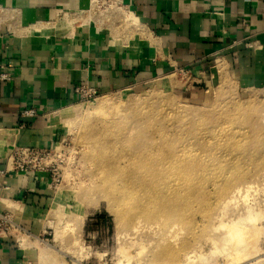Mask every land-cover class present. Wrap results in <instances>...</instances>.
I'll return each instance as SVG.
<instances>
[{"label": "rangeland", "instance_id": "rangeland-1", "mask_svg": "<svg viewBox=\"0 0 264 264\" xmlns=\"http://www.w3.org/2000/svg\"><path fill=\"white\" fill-rule=\"evenodd\" d=\"M125 10L110 16L115 36H147ZM194 77L167 72L53 115L59 137L42 162L54 196L43 235L23 243L36 247L37 264H214L231 248L200 242L194 230L216 236L219 216L253 212L263 228L264 86H240L224 73L207 84ZM104 156L122 167L112 178L97 172ZM132 165L140 176L129 177Z\"/></svg>", "mask_w": 264, "mask_h": 264}, {"label": "crops", "instance_id": "crops-1", "mask_svg": "<svg viewBox=\"0 0 264 264\" xmlns=\"http://www.w3.org/2000/svg\"><path fill=\"white\" fill-rule=\"evenodd\" d=\"M125 3L126 21L147 36L117 38L110 16L88 12L89 0H0V208L19 206L30 238L45 231L53 178L8 161L15 147H54L53 115L80 99L76 85L144 87L184 70L195 83L224 73L240 86H264V0ZM37 262L36 247L0 241V264Z\"/></svg>", "mask_w": 264, "mask_h": 264}, {"label": "bare ground", "instance_id": "bare-ground-1", "mask_svg": "<svg viewBox=\"0 0 264 264\" xmlns=\"http://www.w3.org/2000/svg\"><path fill=\"white\" fill-rule=\"evenodd\" d=\"M129 11L130 10H125V12H129ZM110 101L111 100L106 99V100H103L102 103L109 105ZM136 157H138V156H136ZM101 159L102 160L100 161L101 163L98 165L97 172H100L101 175L104 174L103 178H112L116 174L120 173V171L122 170V167H120V165H119V161H108L109 160L108 156H104ZM178 161H179V159H178ZM102 162H103V164H102ZM126 163L128 164V162H126ZM131 167L132 168L129 167L130 170L128 169L129 170L128 174L129 175L131 174L132 176L128 175L129 177L135 178L137 175H139V176L141 175V173L136 172V166L132 165ZM150 200H152V198H148L149 205H150ZM151 203L154 204V206H156V200H153ZM57 204H59V203H57ZM53 209L54 208H52L51 210H53ZM249 212L251 213V211H249ZM247 214H249V213H247ZM255 214L256 213L253 212L249 216L246 215L245 217H247V219L244 218L245 214H243V217H238V218L231 217L230 219L229 218L225 219L223 216H221L224 218L223 219L219 216L218 219H216L212 224H215V226L218 225V226L222 227V228H220L222 232L220 231L218 226L215 228V226L211 225V226H213V229L215 228L213 230L214 234L217 233L216 231L219 230L216 236L215 235L214 236H208V237L203 239L202 236L201 237H200V235L197 236L198 233L195 232V230H194V232L190 231V232H193L191 234V237H193L194 239L199 238L198 240L200 242L204 241L206 244H207V242L205 240H210L212 243L217 242L218 248H219L218 243H220V245H223V246L225 245V247H222L223 249L227 248L226 245H228L231 248L228 251L225 250L226 253L224 251H222V249H221V253L216 255V256H218V257H216L217 258L216 262H215V260L213 261L214 264H254L264 254V251H263L264 249L261 247V242L264 241V231L262 233L260 232V231H262L261 229L264 228V225H263V228H261L262 224L260 227L258 225H256L258 222L253 224V222H254L253 218H255L257 215V214L255 215ZM263 217H261V218H263ZM256 219L259 220V216ZM217 220H220V221H218V224H217ZM226 220H228V222ZM248 222H251V223L248 225ZM223 227L225 228L224 230H222ZM211 230H212V227H211ZM24 237L25 236H22L23 243H24ZM198 240H197V242H198ZM208 243H210V242L208 241ZM201 247H204V246L202 245ZM187 253H189V252H187ZM43 255H47L45 250L43 251ZM188 257H189V254L187 255L186 259H188Z\"/></svg>", "mask_w": 264, "mask_h": 264}, {"label": "built area", "instance_id": "built-area-1", "mask_svg": "<svg viewBox=\"0 0 264 264\" xmlns=\"http://www.w3.org/2000/svg\"><path fill=\"white\" fill-rule=\"evenodd\" d=\"M88 9L90 13L93 12L100 17L107 18L112 14L128 9V6L125 0H89ZM178 72L188 73V71L184 70H178ZM1 76L8 78V74ZM75 91L79 94L80 99L91 100L99 94L96 88L87 84L76 85ZM30 112L34 113L33 111ZM50 149L15 147L8 163L12 170H48L52 175L49 167L42 162L43 156ZM15 205L0 208V241L13 239L19 245L23 243L22 236L30 237V232L23 226L20 217L21 210L19 206L16 207Z\"/></svg>", "mask_w": 264, "mask_h": 264}]
</instances>
